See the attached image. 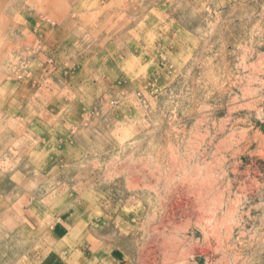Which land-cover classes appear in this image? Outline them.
<instances>
[{"label":"rangeland","instance_id":"obj_1","mask_svg":"<svg viewBox=\"0 0 264 264\" xmlns=\"http://www.w3.org/2000/svg\"><path fill=\"white\" fill-rule=\"evenodd\" d=\"M0 264H264V0H0Z\"/></svg>","mask_w":264,"mask_h":264},{"label":"bare ground","instance_id":"obj_2","mask_svg":"<svg viewBox=\"0 0 264 264\" xmlns=\"http://www.w3.org/2000/svg\"><path fill=\"white\" fill-rule=\"evenodd\" d=\"M25 3V2H24ZM63 3H65V2H63ZM84 3V2H83ZM107 3V2H106ZM67 4V3H66ZM85 4V3H84ZM84 4H82V5H84ZM110 4V3H109ZM88 5V4H87ZM81 6V5H80ZM93 6V5H92ZM91 6V7H92ZM112 7V6H111ZM125 7V6H124ZM123 7V8H124ZM82 8V7H81ZM114 9H115V7H114ZM125 9H123V11H124ZM68 11V10H67ZM87 13V12H86ZM87 15V14H86ZM49 17V16H48ZM45 18V17H44ZM62 18V17H61ZM47 19V18H46ZM48 20H50V19H48ZM55 20V19H54ZM52 21V20H51ZM53 22V21H52ZM55 22V21H54ZM47 29V28H46ZM68 211V210H67ZM70 214V213H69ZM72 217V216H71Z\"/></svg>","mask_w":264,"mask_h":264}]
</instances>
